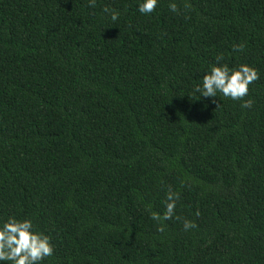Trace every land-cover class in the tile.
<instances>
[{
	"label": "trees",
	"instance_id": "16d2710c",
	"mask_svg": "<svg viewBox=\"0 0 264 264\" xmlns=\"http://www.w3.org/2000/svg\"><path fill=\"white\" fill-rule=\"evenodd\" d=\"M138 2L0 0V225L42 264H264V0ZM218 58L248 95L193 94Z\"/></svg>",
	"mask_w": 264,
	"mask_h": 264
},
{
	"label": "clouds",
	"instance_id": "9594fccd",
	"mask_svg": "<svg viewBox=\"0 0 264 264\" xmlns=\"http://www.w3.org/2000/svg\"><path fill=\"white\" fill-rule=\"evenodd\" d=\"M96 0H90V6H95ZM159 0H139L137 11L142 15H150L155 10ZM172 12H177L175 2L169 4ZM111 13V20L118 19L115 10L104 9ZM242 50V46L235 48ZM210 68L204 74L202 84L193 88V94L201 97L217 98L218 93L232 100L242 99L249 92V85L259 78L257 70L247 64H241L237 68H229L226 64H219ZM244 108L251 107V100L245 101ZM179 194L169 190L166 193L165 210L163 214L153 213L152 219L156 221H167L173 218ZM196 225L188 220L184 221V229L187 231ZM54 249L51 239L34 229L31 219H18L10 216L0 225V264H42L45 258L53 255Z\"/></svg>",
	"mask_w": 264,
	"mask_h": 264
}]
</instances>
